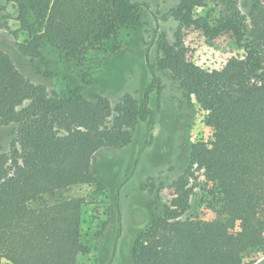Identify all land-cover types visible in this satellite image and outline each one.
Wrapping results in <instances>:
<instances>
[{
	"label": "trees",
	"instance_id": "16d2710c",
	"mask_svg": "<svg viewBox=\"0 0 264 264\" xmlns=\"http://www.w3.org/2000/svg\"><path fill=\"white\" fill-rule=\"evenodd\" d=\"M15 2L28 36L17 50L44 66H68L120 29L135 27L142 6L134 0ZM207 3L217 14L214 29L193 19ZM170 12L180 27L173 44L159 43L158 64L193 97L212 134L191 144L181 176L155 189L151 220L133 244L134 264H250L264 256V0H252L246 14L238 0H179ZM191 26L207 37L229 33L244 56L201 68L186 57L181 39L182 28ZM148 69L141 101L125 95L112 108L108 98L89 99L78 90L49 97L0 48V127L13 131L8 151L0 152V264H77L89 252L82 242L83 199L55 196L75 186L102 189L94 156L128 146L137 122L149 134L155 65ZM197 186L213 216L183 217ZM164 190L169 202L161 204Z\"/></svg>",
	"mask_w": 264,
	"mask_h": 264
},
{
	"label": "rangeland",
	"instance_id": "374dc122",
	"mask_svg": "<svg viewBox=\"0 0 264 264\" xmlns=\"http://www.w3.org/2000/svg\"><path fill=\"white\" fill-rule=\"evenodd\" d=\"M134 1L142 5L135 27L120 29L112 40L89 50L84 58L68 66H44L18 52L17 44L28 40L27 34L20 30L18 6L15 0H0V48L25 78L42 84L49 97H62L70 90H78L89 99L108 98L112 108L125 95L140 102L151 80L148 63L155 65L156 84L148 94V106L155 113L149 134L146 135L144 124L137 122L128 146L105 148L94 156L93 171L102 180V189L75 186L55 196L84 201L82 242L89 252L79 255L77 264H134L133 244L151 220L150 201L156 198L155 189L183 174L192 143L211 139L212 133L204 124L205 113L158 64L159 43L173 44L180 27L170 12L179 0ZM238 2L246 14L252 0ZM198 18L208 20L211 29L215 28L217 14L210 3L194 10L193 19ZM181 39L186 57L203 69H217L232 57L244 56L229 33L207 37L191 26L182 28ZM115 46L120 53L114 54ZM12 137L11 127H0V152L8 151ZM196 178L202 185L203 178ZM189 185L196 184L192 180ZM203 200L199 187H193L183 217L203 212L213 216L204 209ZM158 201L169 202L165 190ZM250 264H264V256Z\"/></svg>",
	"mask_w": 264,
	"mask_h": 264
}]
</instances>
